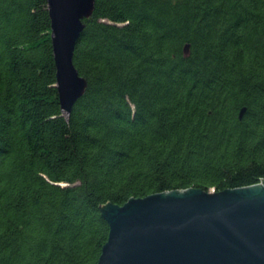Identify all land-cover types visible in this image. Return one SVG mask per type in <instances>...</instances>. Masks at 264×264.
Returning a JSON list of instances; mask_svg holds the SVG:
<instances>
[{"label":"trees","instance_id":"obj_1","mask_svg":"<svg viewBox=\"0 0 264 264\" xmlns=\"http://www.w3.org/2000/svg\"><path fill=\"white\" fill-rule=\"evenodd\" d=\"M83 21L66 114L48 0H0V264H96L100 204L264 177V0H95Z\"/></svg>","mask_w":264,"mask_h":264},{"label":"water","instance_id":"obj_2","mask_svg":"<svg viewBox=\"0 0 264 264\" xmlns=\"http://www.w3.org/2000/svg\"><path fill=\"white\" fill-rule=\"evenodd\" d=\"M48 9L56 85L70 114L88 86L74 50L95 0H48ZM258 179L220 191L165 190L100 204L110 231L96 264H264V177Z\"/></svg>","mask_w":264,"mask_h":264},{"label":"rangeland","instance_id":"obj_3","mask_svg":"<svg viewBox=\"0 0 264 264\" xmlns=\"http://www.w3.org/2000/svg\"><path fill=\"white\" fill-rule=\"evenodd\" d=\"M211 191H213V189H211Z\"/></svg>","mask_w":264,"mask_h":264}]
</instances>
